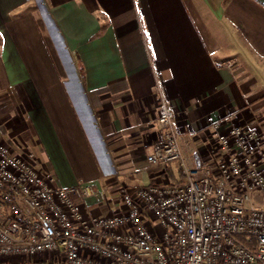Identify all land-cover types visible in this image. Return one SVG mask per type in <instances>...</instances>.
<instances>
[{"label": "crops", "instance_id": "obj_1", "mask_svg": "<svg viewBox=\"0 0 264 264\" xmlns=\"http://www.w3.org/2000/svg\"><path fill=\"white\" fill-rule=\"evenodd\" d=\"M27 2L0 0V141L54 184L93 185L87 213L180 180L178 162L147 161L158 84L192 168L213 160L214 121L264 139V0Z\"/></svg>", "mask_w": 264, "mask_h": 264}, {"label": "built area", "instance_id": "obj_2", "mask_svg": "<svg viewBox=\"0 0 264 264\" xmlns=\"http://www.w3.org/2000/svg\"><path fill=\"white\" fill-rule=\"evenodd\" d=\"M147 161H176L180 180L122 186V209L87 213L95 187L54 184L34 151L0 141V258L63 264H264V139L212 123L213 160L192 168L163 89ZM102 197V194H100Z\"/></svg>", "mask_w": 264, "mask_h": 264}, {"label": "rangeland", "instance_id": "obj_3", "mask_svg": "<svg viewBox=\"0 0 264 264\" xmlns=\"http://www.w3.org/2000/svg\"><path fill=\"white\" fill-rule=\"evenodd\" d=\"M38 3H39V0H28V2L26 3V6L29 8V7H32V6H36ZM174 183H176V182H174ZM15 259H16V263H19V264L20 263L21 264H42V263H34L33 260H31V261L28 260V262H27L26 260L20 259V261H21L20 262L19 260H17V258H15ZM41 261H44L47 264H50L48 259H42ZM35 262H39V259H38V261L36 260ZM2 263H5V262L4 261H0V264H2Z\"/></svg>", "mask_w": 264, "mask_h": 264}, {"label": "trees", "instance_id": "obj_4", "mask_svg": "<svg viewBox=\"0 0 264 264\" xmlns=\"http://www.w3.org/2000/svg\"><path fill=\"white\" fill-rule=\"evenodd\" d=\"M34 263H42V264H47L46 262L44 261H39V262H34ZM2 264H11V263H2ZM21 264V263H20ZM54 264H63L61 262H58V263H54Z\"/></svg>", "mask_w": 264, "mask_h": 264}]
</instances>
